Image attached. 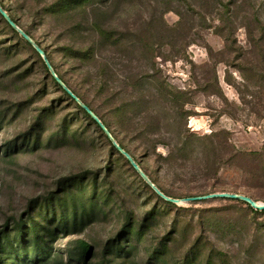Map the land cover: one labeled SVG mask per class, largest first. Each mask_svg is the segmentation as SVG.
I'll list each match as a JSON object with an SVG mask.
<instances>
[{
  "label": "rangeland",
  "instance_id": "1",
  "mask_svg": "<svg viewBox=\"0 0 264 264\" xmlns=\"http://www.w3.org/2000/svg\"><path fill=\"white\" fill-rule=\"evenodd\" d=\"M0 3L164 193L264 202V0ZM50 75L0 17V264H264L263 210L164 202Z\"/></svg>",
  "mask_w": 264,
  "mask_h": 264
},
{
  "label": "water",
  "instance_id": "2",
  "mask_svg": "<svg viewBox=\"0 0 264 264\" xmlns=\"http://www.w3.org/2000/svg\"><path fill=\"white\" fill-rule=\"evenodd\" d=\"M0 14L3 16V18L7 21V23L16 30L19 35L26 40L31 46L36 50V52L41 56L42 60L44 61L47 69L49 70L50 74L55 78L56 82L61 86V88L73 99L75 100L86 112L89 114V116L99 125L103 133L107 136V138L110 140L114 148L122 154L125 159L131 164V166L134 168L136 172L140 175V177L153 189V191L163 198L167 202L178 204L180 202H186V201H195V200H204L208 198H225V199H231V200H240L247 205H249L251 208L255 210H264V202L257 201L253 199L252 197L242 194V193H236V192H228V191H215L210 192L203 195H197V196H189L184 198H176L172 196H168L165 193H163L149 178V176L146 174L145 171H143L138 163L133 159L131 154L125 150L114 138V136L111 134L109 129L101 122L97 114L89 107L87 104H85L78 96H76L70 88L67 87V85L63 82V80L55 73V70L50 63L49 59L47 58L44 50L39 46L29 34H27L22 28H20L15 21L12 20V18L9 16V14L2 8L0 5Z\"/></svg>",
  "mask_w": 264,
  "mask_h": 264
},
{
  "label": "trees",
  "instance_id": "3",
  "mask_svg": "<svg viewBox=\"0 0 264 264\" xmlns=\"http://www.w3.org/2000/svg\"><path fill=\"white\" fill-rule=\"evenodd\" d=\"M0 5L2 6V4L0 3ZM2 8L4 9V7L2 6ZM5 10V9H4ZM10 16V15H9ZM0 17L4 20V22L6 23V25L12 30V31H16V30H14L8 23H7V21L3 18V16L0 14ZM11 17V16H10ZM12 18V20L13 21H15V23L18 25V22L13 18V17H11ZM25 31V30H24ZM17 32V31H16ZM26 32V31H25ZM27 34H29L28 32H26ZM19 34V33H18ZM29 36H31L30 34H29ZM32 38V37H31ZM24 40V39H23ZM24 42L27 44V45H29L31 48H32V50L35 52V54H36V56L40 59V61H42V64H43V66H44V69L46 70V72H48L49 74H50V72H49V70L47 69V67H46V65H45V63H44V61L42 60V58H41V56L36 52V50L31 46V44H29L26 40H24ZM37 43V42H36ZM38 44V43H37ZM39 45V44H38ZM40 46V45H39ZM44 50V49H43ZM45 52V54H46V51H44ZM46 56H47V54H46ZM47 58H48V56H47ZM49 59V58H48ZM50 61V60H49ZM50 63H51V61H50ZM52 64V63H51ZM53 66V65H52ZM56 73V72H55ZM57 74V73H56ZM58 75V74H57ZM62 80H63V82L67 85V87L68 88H70L69 86H68V84L66 83V81L62 78V76H60V75H58ZM50 77H51V79H52V81L54 82V84L56 85V86H58L60 89H62L61 88V86L56 82V80H55V78L53 77V76H51L50 75ZM71 89V88H70ZM62 91L64 92V93H66L63 89H62ZM71 91L76 95V96H78L79 97V95L73 90V89H71ZM67 94V93H66ZM68 95V94H67ZM68 98H70V99H72L69 95H68ZM73 100V99H72ZM75 101V100H74ZM76 102V101H75ZM84 102V101H83ZM85 104H87V106H89L90 107V105L87 103V102H84ZM77 107H78V109H80V111H82V113L86 116V117H88L92 122H94L96 125H98L90 116H89V114H87V112L77 103ZM92 110H93V108L92 107H90ZM94 111V110H93ZM98 127H99V125H98ZM107 127V126H106ZM108 128V127H107ZM99 129L101 130V128L99 127ZM109 129V128H108ZM102 131V130H101ZM109 131H110V129H109ZM103 132V131H102ZM111 132V131H110ZM120 144V143H119ZM121 145V144H120ZM122 146V145H121ZM123 147V146H122ZM113 148V147H112ZM124 148V147H123ZM114 150H116L115 148H113ZM117 151V150H116ZM118 152V151H117ZM119 153V152H118ZM147 174V173H146ZM157 186V185H156ZM158 187V186H157ZM159 188V187H158ZM160 189V188H159ZM161 190V189H160ZM162 191V190H161ZM163 192V191H162ZM164 193V192H163ZM166 194V193H165ZM167 195V194H166ZM169 196V195H168ZM164 202H166V203H168V204H171V202H167V201H164ZM246 204V203H245ZM249 206V205H248ZM250 207V206H249ZM251 208V207H250ZM252 210H254V211H260V210H255V209H253V208H251ZM262 211V210H261ZM264 211V210H263ZM90 246L87 244V243H85V242H82V252L84 253V254H89L90 253ZM32 256H35V257H39V252L37 251V250H33L32 251Z\"/></svg>",
  "mask_w": 264,
  "mask_h": 264
}]
</instances>
